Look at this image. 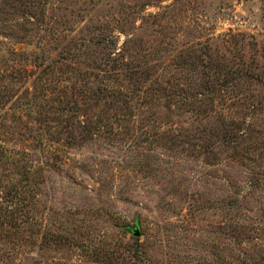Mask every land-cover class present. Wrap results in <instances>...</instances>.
<instances>
[{"label": "rangeland", "instance_id": "374dc122", "mask_svg": "<svg viewBox=\"0 0 264 264\" xmlns=\"http://www.w3.org/2000/svg\"><path fill=\"white\" fill-rule=\"evenodd\" d=\"M0 264H264V0H0Z\"/></svg>", "mask_w": 264, "mask_h": 264}, {"label": "water", "instance_id": "95a60500", "mask_svg": "<svg viewBox=\"0 0 264 264\" xmlns=\"http://www.w3.org/2000/svg\"><path fill=\"white\" fill-rule=\"evenodd\" d=\"M133 234H134V236H138V235H139V233H138L137 230H134V231H133Z\"/></svg>", "mask_w": 264, "mask_h": 264}, {"label": "trees", "instance_id": "16d2710c", "mask_svg": "<svg viewBox=\"0 0 264 264\" xmlns=\"http://www.w3.org/2000/svg\"><path fill=\"white\" fill-rule=\"evenodd\" d=\"M210 87H211V88H213V86H212V85H211Z\"/></svg>", "mask_w": 264, "mask_h": 264}]
</instances>
